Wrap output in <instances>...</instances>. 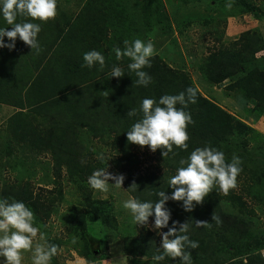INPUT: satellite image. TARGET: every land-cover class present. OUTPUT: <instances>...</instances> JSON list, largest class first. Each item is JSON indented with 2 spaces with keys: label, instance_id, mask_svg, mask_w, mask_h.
Listing matches in <instances>:
<instances>
[{
  "label": "trees",
  "instance_id": "16d2710c",
  "mask_svg": "<svg viewBox=\"0 0 264 264\" xmlns=\"http://www.w3.org/2000/svg\"><path fill=\"white\" fill-rule=\"evenodd\" d=\"M145 1L146 3L142 2L140 5L142 12L140 16L146 28H152L156 23L162 22L163 16L160 12L164 6L161 0ZM89 6L94 7L93 4ZM121 6L123 7V4ZM84 9L85 7L65 35L58 38V44L53 48L51 57L42 68L35 70L36 75L33 72L20 75L22 68L15 67L10 68L3 79L0 76V88H3L0 90V103L19 109L13 118L11 117L16 133L18 131L20 135L24 134L26 137L36 136L33 143L37 141L43 150L51 152L55 176L60 177L63 169H66L69 177L78 180L100 168L99 164L81 163L84 153L79 137L82 130H89L97 137L112 134L113 146L119 154L116 163L124 167L126 172L135 170L138 168V158L133 150L134 143L127 140V131L142 113L138 112L136 116L129 117L127 112L132 108L138 109L145 97L158 100L164 94H178L190 86L195 87L186 73L169 66L162 60L161 55L155 52L150 58L151 67L144 69L151 75L152 82L147 87L136 86L133 83L136 79L135 74L127 69V64L131 62L130 58L122 57L117 60L113 51L115 47H124L126 33L120 31L110 37L93 25L83 23ZM117 19L122 21V27L127 25V19ZM244 37L245 35L234 42L232 47L211 53L200 69L206 81L211 84L219 85L237 77L230 84V89L240 91L246 100L255 102V107L260 108L264 106V69L260 70L252 62L260 50L258 49L260 38L256 35ZM149 38V34H146L141 35L139 39L147 42ZM92 49L102 52L105 56L103 68L99 65L91 69L82 66L83 54ZM247 63L251 64L250 70ZM114 64L124 69L123 77H110ZM186 111L191 113L193 120L187 127L188 148L182 149L173 145L172 153L165 157L161 149L154 151L167 171L175 173L181 159H186L196 147L205 145L223 151L226 162L231 161L234 153L245 158L242 148L246 147V142L242 140L252 131L247 124L233 117L214 101L205 98L199 91L196 103H189ZM30 113L45 117L47 123L43 122L40 130L28 128L26 124L31 125L28 119L32 121ZM145 147L149 149L148 146ZM262 155L264 165V154ZM241 167L237 178L248 177L250 174L257 185L259 180H256V169L249 170L243 163ZM166 174H159L156 171L139 175L130 174L125 185L127 189L133 182L137 185L135 190H128L134 198L155 201L156 192L172 191L168 187L170 177ZM259 185L253 186L252 189L263 188ZM0 198H6L9 202L19 200L25 204L35 205L33 195H28L21 187L5 188ZM238 201V196L235 197L228 192L221 194L219 187L215 186L203 202L197 204L190 213L182 209L181 202L171 200L167 202L172 213L169 226L172 225V220L189 222L190 239L199 242L196 249H188L192 256L196 254L199 257L193 264H255L259 258V249L264 246V236L259 244L249 240L252 220ZM96 203L100 202L93 201L91 205L94 206ZM226 203L238 205L240 211L238 213L227 211ZM212 215L219 217L220 222L212 220ZM197 220L209 223L207 226L197 227L195 225ZM141 227L146 230V234L151 235L147 226ZM163 230L167 231V228ZM147 238L149 237L143 235L139 242L150 245L151 241ZM48 241L49 244H59L51 238ZM91 255H95V250L92 252L86 247L82 256L89 259ZM260 263L264 264V261L261 260Z\"/></svg>",
  "mask_w": 264,
  "mask_h": 264
},
{
  "label": "rangeland",
  "instance_id": "374dc122",
  "mask_svg": "<svg viewBox=\"0 0 264 264\" xmlns=\"http://www.w3.org/2000/svg\"><path fill=\"white\" fill-rule=\"evenodd\" d=\"M161 1L164 6L160 12L162 22L146 28L140 16L142 2L122 0L124 11L132 19L125 27L121 26V30L113 26L114 31L109 36L122 31L126 33L124 38L131 41L149 34L148 40L153 42L155 53L160 54L164 62L186 73L205 98L251 128L252 131L242 140L246 142V147L242 148L245 158L234 154L249 170L256 169L257 185L262 183L259 186L263 188L252 189L257 185L249 174L248 177L237 178L236 187L228 193L238 196V204L253 224L248 238L259 244L264 236V165L261 159L264 154V106L256 108L255 102L246 100L240 91L230 89V84L237 77L219 85L211 84L204 78L200 67L211 53L232 47L244 35V38L256 35L260 38V50L252 62L260 70L264 69V0H180L178 5L175 0ZM12 63L8 62L9 67ZM250 66L247 63L248 70ZM30 115L32 121H28L31 125L26 124V120L24 122L30 129L40 130L43 122L47 123L45 117ZM11 117L0 124V196L9 186L21 187L28 195H33L35 205H26L32 209L34 223L40 229L34 245L49 243V238L59 243L51 264H144L142 258L158 250L161 236L158 230L148 226L151 235L146 234V230L137 225L130 212L123 208L124 200L134 198L125 181L130 174L156 171L171 177L175 173L167 171L155 152L135 143L133 150L138 158V168L126 172L116 163L119 154L113 146L114 136L97 137L84 129L79 137L83 144V159L125 176L122 188L110 184L107 192L94 190L87 183L89 175L81 180L72 179L63 169L60 177L55 176L51 152L43 150L37 141L33 143L36 136L16 133ZM100 152L105 154L103 162L97 159ZM220 192L226 194L222 190ZM93 201L100 203L92 206ZM225 208L232 213L240 211L238 205L232 203H226ZM143 235L149 237L150 245L139 242ZM86 247L92 252L95 250V255L89 259L82 256ZM259 250L255 264L264 261V246ZM31 256V251H25L23 264H32ZM198 259L196 254L193 255L192 264ZM162 264H179V258H166Z\"/></svg>",
  "mask_w": 264,
  "mask_h": 264
},
{
  "label": "clouds",
  "instance_id": "9594fccd",
  "mask_svg": "<svg viewBox=\"0 0 264 264\" xmlns=\"http://www.w3.org/2000/svg\"><path fill=\"white\" fill-rule=\"evenodd\" d=\"M231 7V4H227ZM57 14V0H0V16L6 21L9 28L0 27V48L14 49L19 38L31 50L39 52L40 44L38 33L41 23L32 22L39 20L46 22ZM18 17H30L32 20L17 22ZM5 37L8 42H5ZM124 47H115L113 51L117 60L122 57L130 58L127 69L136 76L133 83L136 86L147 87L152 82L151 75L144 69L151 67V57L154 55V44L139 38L124 40ZM84 64L91 69L95 65L101 68L105 65V56L95 49L83 54ZM125 75L124 69L113 65L110 77L120 78ZM198 89L188 87L178 94H164L157 100L145 97L141 100L139 108H132L127 116L134 117L138 112L142 116L136 120L127 131V140L140 146H148L151 151L161 149L165 157L173 151V145L187 149L189 134L187 127L193 123L191 113L186 111L189 103H196ZM180 105V107H178ZM97 159L103 162L105 154L100 152ZM83 159L81 163H85ZM241 159L233 154L231 161L226 162L225 153L215 147L205 145L196 147L186 159L179 161L175 174L168 180L171 193L160 190L155 193L157 199L141 200L129 197L123 201V208L128 210L137 225L148 226L158 230L161 242L158 250L151 256L142 258L144 264H162L166 258H179V264H192V255L188 249H196L199 242L190 239V223L172 220L171 209L167 202H181L185 212H192L197 204L218 186L227 193L236 187L237 176L242 170ZM114 181L110 183L109 181ZM125 176L112 173L107 167L95 169L87 178L90 188L107 192L109 185L122 188ZM133 182L128 190H135ZM152 223L149 225V218ZM35 217L32 209L23 201L0 198V259L2 264H23L25 251H31L32 264H51L52 258L58 252L55 244L36 243L40 229L34 223ZM212 220L219 223V217L212 215ZM209 222L195 221L197 227L207 226ZM178 225V227H177ZM167 228V231H162ZM41 239L43 234L41 233Z\"/></svg>",
  "mask_w": 264,
  "mask_h": 264
},
{
  "label": "crops",
  "instance_id": "0c3cea01",
  "mask_svg": "<svg viewBox=\"0 0 264 264\" xmlns=\"http://www.w3.org/2000/svg\"><path fill=\"white\" fill-rule=\"evenodd\" d=\"M130 1L137 4L138 2L146 3L145 0ZM175 3L178 5L181 1L175 0ZM90 4H93L94 7L91 8ZM87 5L89 8H86ZM121 5L122 0H57V14L46 22L32 20L30 17H18L17 22L27 19L35 23H41V31L38 33L40 50L39 52L31 50V47L19 38L16 40L14 49L0 48V76L3 79L4 76H7L8 70L15 67L22 68L23 71L20 70V75L25 72H33L36 75L35 70L46 64L53 53V48L58 44V38L65 35L84 7L85 21L83 23H89L108 35L114 31V27L121 30L122 21H117V18H120V20L132 19L127 16ZM0 27L11 29V26L6 23L3 17L0 18ZM5 42H8L7 37H5ZM9 61L13 62L11 67L8 65ZM0 90H3V88H0ZM18 111L19 109L12 105L0 103V124Z\"/></svg>",
  "mask_w": 264,
  "mask_h": 264
}]
</instances>
